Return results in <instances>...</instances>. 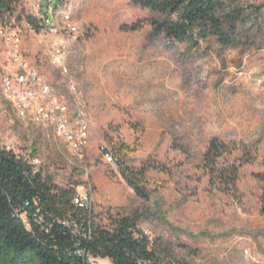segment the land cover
Segmentation results:
<instances>
[{
    "label": "rangeland",
    "instance_id": "rangeland-1",
    "mask_svg": "<svg viewBox=\"0 0 264 264\" xmlns=\"http://www.w3.org/2000/svg\"><path fill=\"white\" fill-rule=\"evenodd\" d=\"M57 2L42 0L44 11ZM73 16L80 35L63 67L52 63V45L42 36H28L21 47L69 118L78 108L84 113V158L74 157L50 123L16 117L2 93L10 65L1 43L0 146L32 160L53 188L83 194L89 185L95 224L110 229L114 220L136 217L137 227L169 244L183 264H264L261 191L253 176L264 172V49H224L214 41L171 46L150 37L154 14L132 0H74ZM138 23L136 31L125 29ZM215 139L237 148L227 163L238 164L245 149L256 157L239 170L240 203L204 174ZM121 164L143 171L147 199L128 186Z\"/></svg>",
    "mask_w": 264,
    "mask_h": 264
},
{
    "label": "trees",
    "instance_id": "trees-1",
    "mask_svg": "<svg viewBox=\"0 0 264 264\" xmlns=\"http://www.w3.org/2000/svg\"><path fill=\"white\" fill-rule=\"evenodd\" d=\"M149 10L150 37H163L171 46L196 49L214 41L224 49H264V0H132ZM141 24L126 27L136 31ZM237 151L218 140L203 158L204 174L217 192L237 203L239 170L256 160L244 150L237 163L226 158ZM115 164L117 156L109 154ZM121 173L138 197L147 199L143 171L134 174L124 164ZM260 184V214L264 216V172L253 175ZM78 192L58 190L26 159L0 146V264H183L160 237L152 240L137 227L136 217L114 220L107 229L94 222L91 208L74 205ZM24 216V217H22ZM81 249L84 256L76 251Z\"/></svg>",
    "mask_w": 264,
    "mask_h": 264
},
{
    "label": "built area",
    "instance_id": "built-area-1",
    "mask_svg": "<svg viewBox=\"0 0 264 264\" xmlns=\"http://www.w3.org/2000/svg\"><path fill=\"white\" fill-rule=\"evenodd\" d=\"M73 13L74 0H58L48 11H44L42 0H0V43L7 49L10 65L2 76L1 88L20 121L50 123L54 135L62 137L74 157L82 160L89 138L84 113L78 108L74 117L69 118L66 105L52 100L46 78L30 66L21 47L28 36H42L46 44L52 45V63L63 67L71 42L80 35ZM105 157L115 164L110 155ZM27 161L34 166L32 160ZM90 193L88 185L85 193L76 195L74 205L91 208ZM76 254L84 256V251L78 249Z\"/></svg>",
    "mask_w": 264,
    "mask_h": 264
}]
</instances>
